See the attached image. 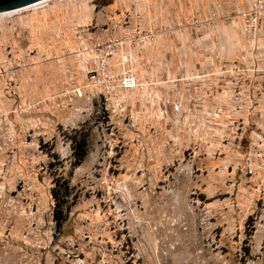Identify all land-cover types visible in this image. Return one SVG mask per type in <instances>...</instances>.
Here are the masks:
<instances>
[{
  "label": "rangeland",
  "instance_id": "obj_1",
  "mask_svg": "<svg viewBox=\"0 0 264 264\" xmlns=\"http://www.w3.org/2000/svg\"><path fill=\"white\" fill-rule=\"evenodd\" d=\"M230 1L52 0L0 16V264H264V179L245 174L247 138L230 155L199 146V108L228 111L211 98L252 51ZM81 27L98 41L148 31L112 58L146 88L154 77L220 84L213 97L203 86L201 104L193 91L153 109L142 92L118 106L86 85ZM180 98L188 112L174 109Z\"/></svg>",
  "mask_w": 264,
  "mask_h": 264
},
{
  "label": "built area",
  "instance_id": "obj_2",
  "mask_svg": "<svg viewBox=\"0 0 264 264\" xmlns=\"http://www.w3.org/2000/svg\"><path fill=\"white\" fill-rule=\"evenodd\" d=\"M50 1L52 0H41L19 11L39 10ZM91 1L95 2L96 0ZM241 1L244 2V7L240 8L236 15L239 19L240 30L248 39L252 51L246 61L233 62L229 65L230 79L223 81L226 87L218 88L220 97L226 99L223 103L227 106L228 111L225 112L224 108L220 107L200 109L199 112L202 111L207 120L204 118L199 123V145L201 142L210 145L216 141L217 145L232 144L238 149L246 137L248 147L242 165L245 174L251 176L258 171L260 177L262 176L264 179V129L261 131L255 127L249 128V120L255 107L250 104L249 100L257 101L260 94L264 92V53L259 52L258 44L262 37L260 33L264 31V0H231L230 5L234 9L238 8ZM220 6V4L216 5L217 8H221ZM228 12L233 11L228 10ZM217 16V13H213L211 18ZM195 22L198 23V20ZM230 22L234 23L235 21L230 19ZM121 27L122 25L119 26V28ZM73 37L77 43L73 53L85 74L88 87L97 90L104 99H115L118 106H121V102L130 96H138L142 92L147 93L154 103L156 95L152 89L158 85L157 81H151L149 87L146 88V84L140 81L134 72L128 70L117 74L112 70V58L118 48L129 43L138 46L145 44L150 38L148 31H138L127 38L109 37L104 41H98L93 30L88 31L81 27L74 31ZM217 84L219 85L220 82L210 83L207 86V96H213L212 90ZM2 90L3 88L0 90V99L5 97ZM173 107L177 110L180 108V104L176 102ZM223 114L226 117L225 122L221 120ZM200 127L202 128L200 129ZM5 175V164H1L0 183L4 180ZM253 187L254 191H258V185H253ZM2 190H4V186H0V191Z\"/></svg>",
  "mask_w": 264,
  "mask_h": 264
},
{
  "label": "crops",
  "instance_id": "obj_3",
  "mask_svg": "<svg viewBox=\"0 0 264 264\" xmlns=\"http://www.w3.org/2000/svg\"><path fill=\"white\" fill-rule=\"evenodd\" d=\"M242 7H244L243 1H241V3L238 5V8H235V11H233V12H235L234 14H232L234 16L231 15V17H233L234 21L237 23H239V21L236 20L238 18L236 15V12H238L240 10V8H242ZM260 34L262 36L260 41L263 42V47H264V31H261ZM243 48H244V52L242 54H240L239 61L244 60V58H245V61L247 60L249 47L247 45H245V47H243ZM165 78H167V77H154V79H153V80H156L158 82V85H156L152 89V91L156 95V98H155L154 103H153L154 104L153 109L157 108L156 107L157 97L158 98L159 97H164V98L167 97L168 98V97H171V94H175V93H177L181 97L182 96L188 97L189 94L192 93L193 91H194V94L197 95V98L199 96V104H201V103L205 102L206 100H209V98L205 99V88H203V86H205V85L207 86L208 83L209 84L210 83L215 84L216 81L220 82L219 78L215 79L212 77L206 81V79H207L206 77L199 76V77H184V80H181L178 84L172 85V83H170L171 81L168 78L167 79H165ZM211 99H212V101H215V102L218 100H222L221 97H219L218 95L217 96L215 95V98H211ZM211 99H210V101H211ZM178 103L180 104L181 112H183V111L188 112L189 111L188 106H183L184 104H183L182 98H180V101ZM204 108L205 107L199 108V111H200V109L202 110ZM249 123H250L249 128L255 127V129L263 131V129H264V92L261 93L257 99V104L254 107V110L251 114V118L249 120ZM199 146L201 148L205 147L207 150H210V151H211V147L217 146V147H219L221 152H225V153H227V155H230V153L235 152L237 150L234 146H232V144L221 146V145H217V144L215 145V143L207 145V144L201 142V144ZM211 162L214 164H219L220 162H223V161H220V159H218V161H211ZM250 190L253 191V188H250Z\"/></svg>",
  "mask_w": 264,
  "mask_h": 264
},
{
  "label": "water",
  "instance_id": "obj_4",
  "mask_svg": "<svg viewBox=\"0 0 264 264\" xmlns=\"http://www.w3.org/2000/svg\"><path fill=\"white\" fill-rule=\"evenodd\" d=\"M39 1L41 0H0V13L17 10Z\"/></svg>",
  "mask_w": 264,
  "mask_h": 264
},
{
  "label": "trees",
  "instance_id": "obj_5",
  "mask_svg": "<svg viewBox=\"0 0 264 264\" xmlns=\"http://www.w3.org/2000/svg\"><path fill=\"white\" fill-rule=\"evenodd\" d=\"M76 154L78 155V159H81L84 157L85 153L81 151V147L77 145V151Z\"/></svg>",
  "mask_w": 264,
  "mask_h": 264
},
{
  "label": "bare ground",
  "instance_id": "obj_6",
  "mask_svg": "<svg viewBox=\"0 0 264 264\" xmlns=\"http://www.w3.org/2000/svg\"><path fill=\"white\" fill-rule=\"evenodd\" d=\"M27 7V6H26ZM24 8V7H23ZM22 9V8H20ZM20 9H17V10H12V11H5V12H1L0 13V16H3V15H11L12 13H15L17 11H19Z\"/></svg>",
  "mask_w": 264,
  "mask_h": 264
}]
</instances>
